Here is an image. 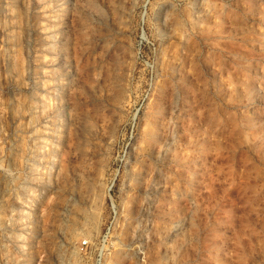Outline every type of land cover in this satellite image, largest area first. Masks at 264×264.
Segmentation results:
<instances>
[{"label": "rangeland", "instance_id": "374dc122", "mask_svg": "<svg viewBox=\"0 0 264 264\" xmlns=\"http://www.w3.org/2000/svg\"><path fill=\"white\" fill-rule=\"evenodd\" d=\"M0 264H264V0H0Z\"/></svg>", "mask_w": 264, "mask_h": 264}]
</instances>
